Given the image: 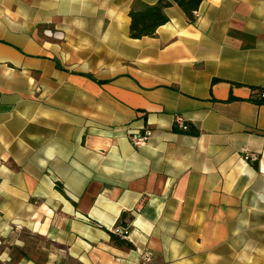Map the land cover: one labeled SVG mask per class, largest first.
<instances>
[{
	"label": "crops",
	"instance_id": "1",
	"mask_svg": "<svg viewBox=\"0 0 264 264\" xmlns=\"http://www.w3.org/2000/svg\"><path fill=\"white\" fill-rule=\"evenodd\" d=\"M156 1L0 0V264H264V0Z\"/></svg>",
	"mask_w": 264,
	"mask_h": 264
},
{
	"label": "trees",
	"instance_id": "2",
	"mask_svg": "<svg viewBox=\"0 0 264 264\" xmlns=\"http://www.w3.org/2000/svg\"><path fill=\"white\" fill-rule=\"evenodd\" d=\"M202 0H157L153 4L140 3L139 7H133L129 11L130 17V36L137 38L143 35H151L155 32L156 28L166 22L167 16L164 13V8L172 3L178 4L186 13L190 20L192 18V11L197 9ZM263 88H254V95L257 96V102L264 103V96H260ZM184 132L197 133L188 127ZM257 167V162H254ZM113 236H115L112 233ZM119 238V237H118ZM121 239V238H120ZM126 240V239H122Z\"/></svg>",
	"mask_w": 264,
	"mask_h": 264
},
{
	"label": "built area",
	"instance_id": "3",
	"mask_svg": "<svg viewBox=\"0 0 264 264\" xmlns=\"http://www.w3.org/2000/svg\"><path fill=\"white\" fill-rule=\"evenodd\" d=\"M198 15H199L198 10L192 11L193 18L198 17ZM260 96H264V88L262 89ZM173 122H174L175 129L178 131H186L188 129V124L186 120L180 114H174ZM152 135H153L152 129L145 127L141 130H137V131H133L132 133H129L128 137L132 145H134L135 147H140L144 145L151 138ZM244 159L248 160L251 163H254L257 161L258 156L253 153L251 154L246 153L244 155ZM112 233L121 239H126V236H127L126 235L127 230L120 228V227L113 228ZM141 256L144 261L150 260V255L148 252H143Z\"/></svg>",
	"mask_w": 264,
	"mask_h": 264
}]
</instances>
